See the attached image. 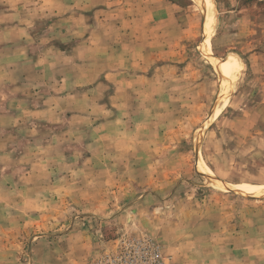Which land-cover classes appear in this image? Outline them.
Wrapping results in <instances>:
<instances>
[{"label": "rangeland", "instance_id": "obj_1", "mask_svg": "<svg viewBox=\"0 0 264 264\" xmlns=\"http://www.w3.org/2000/svg\"><path fill=\"white\" fill-rule=\"evenodd\" d=\"M212 1L208 34L192 0H0V264L126 235L264 264V195L236 190L264 188V0ZM212 58L244 66L213 119Z\"/></svg>", "mask_w": 264, "mask_h": 264}, {"label": "bare ground", "instance_id": "obj_2", "mask_svg": "<svg viewBox=\"0 0 264 264\" xmlns=\"http://www.w3.org/2000/svg\"><path fill=\"white\" fill-rule=\"evenodd\" d=\"M192 1H194L202 9L205 20V28L208 34H210L215 25L214 14L217 11L215 9V5L213 1L212 0H192ZM217 59L216 60H214L213 58L210 59V63L215 68L220 78V86H219L220 91L216 98L217 101L213 109V114L211 116L212 117L211 119H213L219 113V111H221L223 107L228 103L231 95L235 92L236 87L238 86L239 82L241 81L244 75V66L240 59H233V60L227 59L225 60V62H222L221 60L217 61ZM236 190H240L241 193L247 194V196L252 194L254 195L257 194V196L264 195V188L262 187L237 188Z\"/></svg>", "mask_w": 264, "mask_h": 264}, {"label": "built area", "instance_id": "obj_3", "mask_svg": "<svg viewBox=\"0 0 264 264\" xmlns=\"http://www.w3.org/2000/svg\"><path fill=\"white\" fill-rule=\"evenodd\" d=\"M114 250H104L88 264H175L164 256L160 243L150 236L126 235Z\"/></svg>", "mask_w": 264, "mask_h": 264}]
</instances>
